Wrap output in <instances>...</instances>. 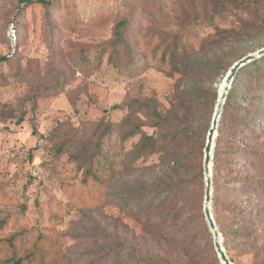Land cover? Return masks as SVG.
Instances as JSON below:
<instances>
[{"label": "rangeland", "instance_id": "obj_1", "mask_svg": "<svg viewBox=\"0 0 264 264\" xmlns=\"http://www.w3.org/2000/svg\"><path fill=\"white\" fill-rule=\"evenodd\" d=\"M37 1L0 0V238L19 234L17 256L48 251L38 264H217L203 150L220 81L264 48V0ZM121 20L131 68L109 60ZM254 60L214 139L226 160L210 211L232 264H264V55Z\"/></svg>", "mask_w": 264, "mask_h": 264}, {"label": "trees", "instance_id": "obj_2", "mask_svg": "<svg viewBox=\"0 0 264 264\" xmlns=\"http://www.w3.org/2000/svg\"><path fill=\"white\" fill-rule=\"evenodd\" d=\"M21 2L25 3V4H31V3H33V0H21ZM37 3H40L46 7L53 6L50 4L51 3L50 0H48V1L39 0V1H37ZM128 27H129L128 21L127 20H121V21L117 22L113 28L112 40L110 41V45L112 48V56L109 58V60L117 68H122V67L123 68H131L130 65L132 63H134V61H135V59H133V55H136V54L132 53V49L130 47V44L127 41V38L129 35V28ZM218 36L221 37L223 40L224 39L226 40V39H229L232 37L230 32H228L226 30L222 31L220 34H218ZM223 43L224 42L221 40H219V41L214 40V41H212V47L213 48L220 47ZM118 47H120V48L122 47L126 52L125 58L122 60L118 59V53H119V51L117 49ZM0 61H6L7 62V61H9V59L6 57H2V58H0ZM250 63H252L251 66L253 68L256 67V65H257V62L255 60L251 61ZM247 65L248 64H246L245 66H247ZM245 66L241 67L237 71V73L234 77V80L238 77L240 71ZM263 84H264V80H263ZM230 88H232V86H230ZM217 98H218V96H217ZM232 100L233 99H232L231 93L228 91L225 102H224L222 109H221V115H220L221 119L219 118L220 122H222V124L224 122L223 117L227 111V107L232 105ZM154 115L158 116L157 112L154 111ZM218 123H219V120H218ZM146 139L148 140V142H150L149 146L151 147V145H152V147H153L154 144H152V142H151V137L148 136ZM57 149H58L57 153L61 152L62 146H59ZM223 152H224V150L219 149L218 146L215 145L214 153H213V157H212L213 171L211 169L212 179L214 181H216L217 177L219 176V169H220L219 164L222 161L226 160V158L223 159L222 156H220V154L222 155ZM200 170L202 172V169H200ZM86 175H88L94 182L101 183V180H100L98 175H94L91 172H87ZM84 181H86V180H84ZM170 186L171 187L162 188L161 189L162 192L160 194H158L157 195L158 197H156V198L160 199V197H161L163 199L165 194L169 195V197H171V196L173 197L174 194L176 195L179 191L178 190L179 184H177L175 186H173V185H170ZM125 201H126V203H128V205L131 204L130 199H126ZM214 223H215V220H214ZM4 224H5V222L1 221L0 222V228H3ZM215 226H216V224H215ZM224 235H225V232H224ZM224 235H223V237H225ZM18 237H19V234L12 235L9 238H0V264H32L33 262H34V264H35V262H36V264L43 263V261H44L43 256L46 255L48 251H45V250L43 251L39 247H37L36 245L34 247V251L33 250L30 251L27 254H25L24 256H17V254H16L17 248H16L15 242L18 239ZM37 239H38V243L45 241V239L41 235H39L37 237ZM225 244H226V241L224 240V245ZM215 260H217V264H221V262H219V258L217 256V254H215ZM134 264H166V263H164L157 254H154V255H151L145 259L135 258Z\"/></svg>", "mask_w": 264, "mask_h": 264}, {"label": "water", "instance_id": "obj_3", "mask_svg": "<svg viewBox=\"0 0 264 264\" xmlns=\"http://www.w3.org/2000/svg\"><path fill=\"white\" fill-rule=\"evenodd\" d=\"M264 55V48L258 50L257 52L253 54H249L244 56L243 58L239 59L237 62H235L230 69L226 72V74L223 77L224 80V88L223 93L219 95L216 101V105L214 108V113L211 120V126L208 130L205 146L203 150V174H204V182H205V195H204V201H203V213L204 217L206 219L208 228L210 230V233L212 235L213 239V246L215 249V252L221 262V264H232L230 260L228 259L222 243L220 239V234L215 226L214 220L212 218V214L210 211V204H211V193H212V173H211V160H212V150L214 147V139L217 134V126H218V120L221 115V109L225 102L226 96L228 94V90L230 89L231 83L234 80V77L237 73V71L251 62L252 60Z\"/></svg>", "mask_w": 264, "mask_h": 264}, {"label": "bare ground", "instance_id": "obj_4", "mask_svg": "<svg viewBox=\"0 0 264 264\" xmlns=\"http://www.w3.org/2000/svg\"><path fill=\"white\" fill-rule=\"evenodd\" d=\"M223 88H224V80L222 79V80L220 81L219 86H218V97H219L220 94L223 93Z\"/></svg>", "mask_w": 264, "mask_h": 264}]
</instances>
